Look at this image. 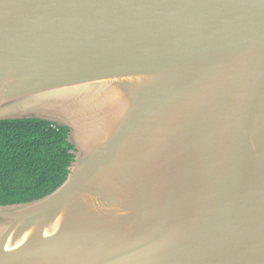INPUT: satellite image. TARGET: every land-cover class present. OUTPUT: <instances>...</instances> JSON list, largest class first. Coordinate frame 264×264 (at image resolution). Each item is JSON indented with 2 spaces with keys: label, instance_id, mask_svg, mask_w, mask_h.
Segmentation results:
<instances>
[{
  "label": "water",
  "instance_id": "95a60500",
  "mask_svg": "<svg viewBox=\"0 0 264 264\" xmlns=\"http://www.w3.org/2000/svg\"><path fill=\"white\" fill-rule=\"evenodd\" d=\"M24 119L75 159L0 206V264H264V0H0Z\"/></svg>",
  "mask_w": 264,
  "mask_h": 264
},
{
  "label": "trees",
  "instance_id": "16d2710c",
  "mask_svg": "<svg viewBox=\"0 0 264 264\" xmlns=\"http://www.w3.org/2000/svg\"><path fill=\"white\" fill-rule=\"evenodd\" d=\"M69 134L40 119L0 121V206L41 199L67 180L75 159Z\"/></svg>",
  "mask_w": 264,
  "mask_h": 264
}]
</instances>
